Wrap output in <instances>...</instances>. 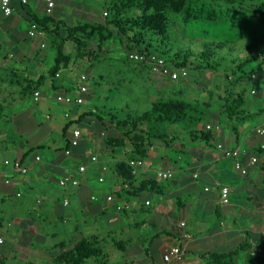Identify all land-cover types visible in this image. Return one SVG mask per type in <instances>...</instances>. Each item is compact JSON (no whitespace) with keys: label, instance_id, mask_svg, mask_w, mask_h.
Instances as JSON below:
<instances>
[{"label":"rangeland","instance_id":"374dc122","mask_svg":"<svg viewBox=\"0 0 264 264\" xmlns=\"http://www.w3.org/2000/svg\"><path fill=\"white\" fill-rule=\"evenodd\" d=\"M121 1L72 0L73 11L63 16V21L69 26L95 22L108 24L109 20L112 19L113 13L111 12V8L115 3L121 7L124 15L135 16L141 13V10L136 6L124 8ZM186 2L187 7L193 14H187L186 12L171 13L170 24L167 33L163 36L164 39L155 32H145L144 35L146 39L158 43L159 47L161 42H168L167 44H170L171 47L175 46L182 49L185 47L199 53L205 46H210L213 52H216L215 57L220 64L218 70L207 67L200 60V57L197 56L196 58H191L190 65L185 68L187 72V76L185 77L182 76L179 79H172L170 75L154 73L151 71L149 63H141L130 59L126 47L131 42L126 36L119 35L117 30L113 29V26L107 25L110 31L113 30V36L101 44L100 37L95 34L92 35L87 40V48L82 53L78 51L75 44L71 42L65 43V51L72 56L70 66L66 69H61L59 73L60 77H56L55 81H52L50 78L46 81L50 80L52 85H55L56 81L62 78L61 81H64L67 86H72V93L78 96L81 95L77 89V85L81 83V75L84 74L88 77V81L85 84L89 87V95L92 98L84 94L86 101L89 100L90 103L88 102L83 105L80 113H86L94 106L101 107L102 105H107L109 107H117L121 111L122 117H126L130 113H133L135 116H140L151 109L154 99L178 95L179 98L197 102L210 109L204 121L196 129L202 130L207 125H214V130L221 134L222 138L228 135L229 140L235 145L243 144L250 135L251 130L249 128L252 129L264 121V112L258 113V110L264 109V87L259 80L258 73H255L252 81L246 79L240 81L237 73L233 72L236 71L235 68L239 62L253 55L257 56L264 49V11L261 13L257 11L258 6L263 4L264 0H241L239 3H228L226 0H186ZM61 34H64L63 30H61ZM81 37L84 38L83 35ZM28 40L27 43L33 44L30 39ZM53 40L54 43L58 42V38L50 30L47 35L49 47L42 49L43 51L40 53L41 57L48 60L43 65L40 73H45L54 64L55 51L54 47L51 48ZM4 49L3 54L8 55L11 52L16 56L15 59H8V62L13 67L17 66L14 74L18 75V77L15 76L12 79L16 80L17 77L19 80H22V76L18 72L21 68L19 65H16L17 58L23 55L21 52L22 48L8 46L4 47ZM233 60H236V64L233 63ZM168 66H171V72L179 71L169 62ZM8 74L9 72L3 73L1 78L5 80L4 77ZM94 79L99 85L94 84ZM162 79H165L168 84L165 85ZM15 80L11 82L14 86L4 83L2 84V89H6L9 86L11 91L18 92L17 99L20 97V91ZM45 88L46 86L41 87L43 92ZM243 88H246L248 91V94H246L248 100L247 108L251 112L252 118L255 117V119L244 123L236 122L239 128L238 138L241 139V143H237L235 133L232 131L226 132L225 127L222 124H217L216 120L217 118L227 120V117L224 115L225 104L229 102L230 94L239 92ZM253 89H256V95L252 94ZM65 91L66 89L62 91V95H67ZM4 94L6 93L4 92ZM21 104V107L15 104L9 105L4 111V114L12 120L10 123H4L3 121L0 123V138L4 137L3 140H5L4 144L0 143V150H3V147L7 145L10 146L13 143L18 144L19 142L20 146L24 148L43 145L44 149L37 151L42 157V162L35 164L31 168V173H33V170H41L45 167L46 162L49 161L51 151H55L65 144L62 132L66 119L63 111L66 105L56 100L50 99L48 101L44 98L41 101H34L32 93L25 94ZM15 115H17V118H14ZM74 127H76V124L73 125V128H70V131ZM80 128L82 133L90 135L92 148L95 149L94 155L105 160L107 164L105 166L109 167L108 172H101L102 175H110V166L114 162L113 159H128L131 156L133 147L128 141L127 147L124 150L116 151L113 154L111 151H106L103 147L105 134H101L97 130L90 132L87 128ZM189 128L190 126L176 124L165 128L169 134L178 133L179 140L173 147H179L180 143L186 145V149L183 150L184 154L180 155L184 165L187 162H191V155L193 156L196 151L197 153L200 151L195 147L197 140L192 139L187 134ZM125 152L129 156H126ZM7 154L5 155L10 159L16 156V153L10 149ZM205 154L206 152H200L198 155L202 156ZM174 155V151L168 148V144L161 141H152V146L149 148L148 153L149 158L145 160V166L150 170H160L165 169L164 167L168 163L177 171L188 169L187 166L181 167L173 164L171 158ZM218 155H220V151H218ZM89 170L90 172L100 173V170L94 166L90 167ZM152 176L157 178L156 175ZM233 176L240 178V174L236 171L233 172ZM56 178L57 176L55 177V174H51L49 180L45 182L39 180L36 188H34L35 190L27 188L24 190V197L14 198L12 201H9L6 206L10 210L6 211L8 213L3 219L11 220L13 217L15 218L17 215L22 214L28 220L41 221L43 225H46L45 228L50 234L57 230V224H50L44 221V209L43 207L38 208L36 200L47 196L48 199L61 202L65 198L70 197L72 204L70 207L64 209L66 214H73L69 222L73 225L79 224L84 226L85 236L94 234L98 238L100 247L105 253L104 258L100 259L102 264L135 263L137 261L136 257H141L139 254L140 251H145L151 247L150 238L155 234L156 230L163 223L165 224L168 218L175 217L176 213L179 214L175 206H172L169 213L165 216H162L160 213L158 215L151 214V211H143L141 213L139 210L136 214L126 216L111 207V216L108 219L100 217L99 220L94 221V227L96 226L100 229L99 232H96L95 229L91 228V221H89V226H85L82 223L87 217L83 216V219H81L80 214L82 208L77 201L76 193L73 190L59 186ZM110 179L107 177L106 182L101 186H108ZM113 180L115 179L111 181ZM160 183L166 184V181H161ZM169 184L171 185L172 183L169 182ZM96 185H99L98 178ZM244 195H246L244 191L241 194L239 193L236 196L234 205L233 203L231 205L230 202V204L225 206V208L230 205V207L234 206L238 213V217L236 218L240 220L243 219L240 209L243 208L242 204L245 203L243 200ZM149 196H152L157 202L162 201V197L157 194H149ZM251 197H253V194ZM32 198L33 203L26 210H18V207L16 208L17 211H14L11 208L15 204L21 207L22 203ZM138 200L136 198L132 201L137 203ZM155 205L156 203L154 202L153 208ZM164 205H166L165 201ZM238 206L241 207L238 209ZM248 206H251V204L249 203ZM210 209L213 210L212 207ZM127 210L131 211V206ZM38 214L41 215L40 218ZM144 220H146V225L142 223ZM60 226L61 224H58V227ZM237 233L239 234L229 237L230 240L232 239L231 241H222L221 243L223 245H218L211 240H201L199 242L200 245L194 247V249L196 248V252H204L206 250L223 251L230 247L232 248L234 243L242 236L240 231ZM24 234L22 236L23 239L24 237L26 239L31 237L28 232ZM61 234L60 236L65 239L69 237L63 233ZM53 240L54 238L51 236L48 237V241ZM24 243L26 241L18 242V244H21L20 246L24 245ZM117 243H121L126 251L119 249ZM6 250L9 256L13 255L11 248L7 247ZM22 250L20 248L19 251V255L21 256L19 257L21 259L24 256H22ZM14 253L17 255V250ZM254 253L260 254L261 256L264 254L262 252L257 253L256 251ZM196 259L195 264H210L208 260L202 261L199 257ZM234 262L235 264H252L255 261L247 259L241 254L235 257ZM90 264L99 263L93 260Z\"/></svg>","mask_w":264,"mask_h":264},{"label":"trees","instance_id":"16d2710c","mask_svg":"<svg viewBox=\"0 0 264 264\" xmlns=\"http://www.w3.org/2000/svg\"><path fill=\"white\" fill-rule=\"evenodd\" d=\"M226 1L228 3L241 2V0ZM121 3L124 8L136 6L141 10V13L135 16L124 15L121 7L115 3L111 8V12L113 13L112 19L109 20L108 24L95 22L69 26L63 20H55L52 16L44 18H39L38 16L30 17V22H36L43 26L47 33L51 30L58 38V42L54 43L53 40L51 45V48L54 47L55 56L54 64L51 66L48 73L39 76L36 80L24 78L23 85H25L24 87L26 89L23 90L22 93H32L33 95L36 91H39L38 89L47 79L50 78L52 81H55L60 70L70 66L72 56L65 51V43L71 42L75 44L78 51L82 53L87 48V40L92 35H98L101 44L112 37L113 30L110 31L107 25L113 26V29L117 30L119 35L126 36L131 42L130 45L126 47L128 55L131 53H138L145 57L152 55L161 56L179 71L190 65L191 58H196L198 56L207 67L213 70L219 69L220 64L215 57L216 52H213L210 46H205L199 53L185 47H183V49L175 46L171 47L170 44H167L168 42H161L159 47L158 43L146 39L144 35L145 32H155L164 39L163 36L167 33L170 24L171 13H192L187 7L186 0H122ZM257 11L260 13L264 11V3L258 6ZM50 27L53 28L50 29ZM61 30H63V35L61 34ZM82 35L84 38L81 37ZM233 63L236 64V60H233ZM169 68L171 69V66H169ZM235 70L236 71L233 73H237L240 81L245 79L252 81V77L255 73H258L259 80L264 87V49L261 50L257 56L253 55L239 62ZM94 84L99 85L95 79ZM246 94H248L246 88L234 94H230V100L225 104L224 110V115L227 117V120L225 121L221 118H217L216 120L217 124H222L225 127L226 132L232 131L235 133L237 136V143H241V139L238 138L239 128L236 122L244 123L255 119V117L252 118L251 112L247 108L248 100ZM256 94L257 92L254 95ZM4 111L5 108L0 106V122L5 118ZM209 111L210 109L206 106L179 98L178 95L154 99L151 109L140 116H135L133 113H130L126 117H122L121 111L118 110L117 107H109L107 105H102L101 107L94 106L86 113L80 115L75 122L71 121L65 125L63 135L67 140V147L64 150V155L68 149L72 151L71 157H74L76 153H82L83 156L85 155L81 158L83 162H86V157L89 156V153L85 150V141L87 137L84 133H82L79 146L77 148L71 147V137L68 138V130L73 124H77L82 128H87L90 132L97 130L99 133L105 134L103 147L106 151H111L113 154L116 153V151L124 150L127 147L128 141L133 147V151L130 154L131 156L125 152L126 156H129L128 159L114 161L110 166L114 176L120 180L118 189L106 192H103V190L101 191L106 196L111 194L116 201L127 200V204H129L128 201L130 199L137 198L144 201L147 197H152L149 196V194H157L158 196L165 197L168 192V187H172L173 183L176 182L174 178L166 181V184L160 183L161 181L152 175H146L137 179L135 169L129 165L131 161L145 162V160L149 158L148 153L149 148L152 146V141H161L168 144V148L175 153L171 158L173 164L181 167L187 166L188 169L186 170H196L198 169L196 166L204 165V163L207 162L212 163L216 159L220 160H217L219 164L223 166L226 164L225 170H233L235 168L233 167V160L218 155L219 150L217 145L221 139L227 140L229 138L228 135L222 138L221 134L217 133L214 129L209 130L206 127L202 130L196 129V127L204 121ZM263 112L264 109L258 110V113ZM175 124L190 126L187 134L192 139L197 140L195 147H197V150H200L198 153L194 151L195 153L193 156L191 155V162H187L186 165H184L180 157V155L184 154L183 150L186 149V145L180 143L179 147H173L179 140L178 133L169 134L165 129L167 126ZM255 127L252 129L249 128V130H251L249 133L250 135L244 146H241V150L243 151L241 153V162L248 168V173L242 175L237 171L240 174V178L237 176H233L232 178L228 176L226 180L221 178V182L227 181L233 186V194L230 199L231 205L232 203L234 205L236 196H238L239 193L241 194L243 191L246 192V195L243 196L245 203L242 204L243 208L240 209L243 219L240 220L236 218L238 217V213L234 206L230 207V205L225 208L224 205H222V207H216V204H212L208 207L207 205L209 202L206 201L203 214L198 219H193L191 224H189L191 227L197 226L198 222L207 224L208 231L216 225L226 224V229H233L237 232L240 231L242 236L234 243L232 248L230 247L223 251L208 250L199 255L204 261H210V264H235V262L233 263L235 257L241 254L247 259L254 260L255 262H252V264H264V254L261 256L260 254L254 253V251L257 253H264V150L259 147L263 137L253 132ZM225 146L227 147L228 145L225 144ZM43 149V145L30 147L20 159L21 162L26 164L31 154ZM200 152H206V154L202 156L198 155ZM252 155H257L259 158L258 163L255 165L249 164ZM94 156H89L90 162ZM164 168H172V166L167 163ZM197 181L198 185H193L192 190L195 191H193L192 194L195 195L197 192L199 194H201V192L206 194L204 188L207 186V183L200 176ZM169 182L172 184L170 185ZM104 183L105 182L100 184ZM252 194L253 197H251ZM190 197L191 196H187L186 199H183L185 201L182 199L181 201H176L175 204L177 205V209L182 208L183 204H185ZM249 203L251 206H248ZM210 207H212L213 210L210 209ZM239 207L241 206H238V209ZM120 212L127 214L128 210L122 209ZM197 229L198 227L189 231L196 232ZM164 234L172 236L169 232L163 230L162 232H156V234L150 238L151 247L146 249L147 256L149 257L148 262H155L158 264L161 261V259L155 258L150 250L155 240ZM238 234L239 233H236L235 235ZM117 246L119 249L126 251L121 243H117ZM187 252L188 250H185V254ZM104 256L105 253L100 247L99 240L96 236L89 238L83 237L72 249L59 257L58 263L90 264V262L94 260L102 264L100 259L104 258Z\"/></svg>","mask_w":264,"mask_h":264},{"label":"crops","instance_id":"0c3cea01","mask_svg":"<svg viewBox=\"0 0 264 264\" xmlns=\"http://www.w3.org/2000/svg\"><path fill=\"white\" fill-rule=\"evenodd\" d=\"M55 1V8L53 9V12L51 15H48L46 13L47 5L44 0H28V4L22 5L20 0H11V3L14 7V14L11 16H1L0 17V106L4 107L5 109L8 108L9 105L15 104L16 106H22L21 102L23 101V97L25 94L22 93L23 90L26 88L23 85V79H34L36 80L39 76L45 75L48 73L49 68L45 73H40L42 71L43 65L48 59H44L40 56L42 49H46L49 47L48 41H47V31L43 27L44 31V38H36L31 39L28 37V30L30 27V20L29 18L32 16H38L39 18H44L47 16H52L55 20H63V16H65L67 13H71L73 11V2L72 0H54ZM72 6H70V5ZM53 27H50V29ZM23 39V40H22ZM30 39L33 44L27 43ZM22 40V43H21ZM42 44H45V47L42 48ZM20 47L22 48V56L20 55L19 58H17L16 65L20 66V72L22 76V80H19L17 77L18 75H15V69L16 67H13L9 62L8 59H15V54L9 53L8 55L3 54V51L5 50L4 47ZM46 51V50H45ZM9 72L8 75H5V80L1 78L3 73ZM61 72V71H60ZM59 72V73H60ZM84 75V74H83ZM16 77L15 79H12V77ZM60 77V74H59ZM8 78V79H7ZM88 78V77H87ZM62 79V78H61ZM61 79L57 80L55 85H52L50 80L45 81L42 85L43 87L46 86L44 92L42 91L41 87L38 89L41 92V99H45L50 101L56 100V97L58 95H62V91L66 89V94L71 95L73 97H84V95H78L75 96V94L72 93L70 85H65L64 81H61ZM16 82L19 88L20 97L16 99V96H18V92L11 91L8 88L2 89V84L8 83V85H12V81ZM164 84H168L165 79H162ZM10 83V84H9ZM50 83V86H49ZM14 86V85H12ZM6 93L3 95V93ZM85 95H88L87 97H91L89 95V92ZM44 96V97H43ZM19 99V100H18ZM41 99L39 101H41ZM35 101V100H34ZM3 102V103H1ZM58 102V101H57ZM90 103L89 100L86 101L83 105L86 103ZM60 103V102H59ZM63 104V103H61ZM66 105V104H64ZM83 105H81L83 107ZM79 107L77 105H66L64 106V115H65V123L64 127L67 123L73 121L75 122L78 120L80 115H82L84 112L80 113V109L82 107ZM82 111V110H81ZM5 115V114H4ZM78 117V118H77ZM14 118H17V115L14 116ZM76 119V120H75ZM12 119L8 118L5 115V118L2 120L4 123H10ZM1 121V122H2ZM0 122V123H1ZM264 124V121L259 124ZM74 125V124H73ZM73 125L70 128H73ZM258 126V125H257ZM63 127V130H64ZM76 127H79L76 124ZM70 128L68 130V138L71 137L72 131H70ZM75 128V127H74ZM80 128V127H79ZM87 137L85 150L89 153L88 155L94 156L95 149L92 148V142L91 137L89 134H85ZM62 137L65 142L63 147H60L59 149H56L55 151H51V155L49 157V161L46 162L45 167H43L41 170H33L32 172L31 168L37 164L42 162V157L37 153L31 154L29 158L27 159L26 165L29 167L27 175H19L15 172H13L10 168L3 165V160H16L21 159L25 152L30 147H36L30 146L29 148H24L20 146V142L18 144L13 143V145H7L3 147V150H0V231L2 232V235L5 239V242L3 245H0V264H23V262H26L24 264H60L58 263L59 257L72 249L81 239L94 237L95 235L92 234L90 236H85V230L84 226L82 225H73L69 221L73 217L72 213L66 214L65 210L66 208L70 207L72 202L70 197L65 198L63 201H54L51 199H48L47 196L37 199L36 202L38 204V208L43 207V215L45 217L44 221L49 222L50 224H57V230L52 233H48L47 229L45 228V224L41 221L36 222L35 220H28L23 216L22 214L17 215V217H13L11 220H4L3 218L8 213L6 211H9L10 208H7V204L9 201H12L14 198H20L24 197V193L27 188L30 190H35L37 182L40 180L41 182H45L46 180L50 179L51 174H55L56 181L58 183V180L65 176V175H72V176H79L78 175V168L80 165L87 164L88 170L85 175L80 176L81 179V185L77 188H66L73 190L77 195V201L80 203V206L82 208L81 210V219H83V216L87 217L85 221H82L85 226H89V221H91V228L95 229L96 232H99L100 229L96 226L94 227V221L99 220L100 217L103 219H108L111 216V207L116 210V203H127V200L122 201H116L115 204L111 203L108 204L105 201V196L103 192L106 191H113L118 189V185L120 184V180L114 176L113 172L111 171L109 176H104L101 174L102 166L107 165L106 161L103 159H100L99 156V163L92 165L90 162L89 156H87V161L83 162L81 161V158H83V154L79 153L74 155V157H71V155L66 156L64 155V150L67 147V140L63 135ZM3 138H0V143L4 144L5 140ZM222 144H227L229 146H244L246 140L243 144H237L235 145L232 143L229 138L221 139L220 140ZM15 142V141H14ZM11 150L16 153L15 157H12L11 159L8 158L5 154L8 153V150ZM8 155V154H7ZM37 157L40 158L39 161H37ZM118 160H125V159H119L115 158L113 161ZM216 159L212 163H204V165H198L196 166V170H175L173 168V171L175 172L174 179L175 183H173L172 187H168V192L165 197H162V201H155L153 197H147L144 201L142 199L138 200V202L134 203V199H130L128 201L129 203V209L131 206V211H128L127 215L136 214L138 210L142 213L143 211H151V214L158 215L159 213L162 216H165L169 211L171 210L172 206H177L175 204L176 201H181V199H186L187 196H191L188 198V201L183 204V207L180 209H177L179 214L176 213L175 217L168 218L166 223L162 224L156 232H162L167 231L172 236H169L167 234L161 235L160 238L155 240L150 252L151 254L158 259H161L163 253L165 250L171 246H180L183 248V251L188 250V252L184 256V260L181 263L176 264H195L196 258L199 257L200 254L204 252H196V248L194 247L200 245L201 240H211L212 242L217 243L218 245H223L221 243L222 241H231L230 236L235 235L237 231L233 229H226V225H216L213 227L210 231L207 229V224H202L201 222H198L197 226L191 227L189 224L193 221V219H198L203 214V208L205 206L206 201H208V207L212 204H216L217 206L222 207L221 204V188L222 186L226 185L231 188V194L233 192V186L229 184V182H221V178L227 179L228 176L233 177V172L237 170H225L226 164L223 166L217 162ZM220 161V160H219ZM103 164V165H102ZM232 165V164H231ZM96 167L98 170H100V173L90 172V167ZM233 166V165H232ZM234 167V166H233ZM8 168V169H7ZM168 169V168H167ZM204 169V170H201ZM235 169V168H234ZM109 170V167H108ZM103 171V172H108ZM161 170V169H160ZM156 171L159 170H150L149 168H146L145 162H143L142 166H139L138 170H135L137 179H140L143 176L146 175H155ZM197 175V177H195ZM97 176V177H96ZM199 176L203 178V180L207 183V186H205L204 190L205 193H202L203 195L199 194L198 192L195 193V195L192 194L193 191V185H198V179ZM103 177L105 179L104 182H106L107 177L111 178L109 185L106 187H102L99 182V178ZM177 177V178H176ZM98 178L99 185H96ZM112 179H115L111 181ZM6 180H9L10 183H6ZM238 185V184H237ZM240 185V183H239ZM238 185V186H239ZM208 189V190H206ZM237 189V188H235ZM103 190V192L101 191ZM106 194V193H105ZM93 195H97L99 197V200L93 201L91 197ZM182 197V198H181ZM231 199V195H230ZM147 200L151 201L150 206H146L145 202ZM65 201H68V205L65 204ZM164 201L166 202V205H164ZM185 201V200H183ZM154 202L156 203L155 207ZM33 203V198L31 200L25 201L21 204V207L18 204L12 205V209L14 211H17L16 208L19 207L18 210L27 209L31 204ZM181 203V202H180ZM177 208V207H176ZM8 209V210H7ZM20 212V211H19ZM39 215V214H38ZM78 215V214H77ZM41 215H39V218ZM152 220V219H151ZM185 222V226L181 227L180 223ZM144 225H146V220L142 221ZM58 224H61L60 227H58ZM66 224V225H65ZM93 225V227H92ZM198 227L196 232H190L189 230H192L193 228ZM47 231V232H45ZM30 233V238H22L24 236V233ZM155 232V234H156ZM63 233L65 236H69L67 239L60 236V234ZM200 234V235H199ZM62 235V234H61ZM154 235V234H153ZM152 235V236H153ZM51 236L54 238L53 241H48V237ZM151 236V237H152ZM186 236H189L186 237ZM22 240V241H21ZM24 245L20 246L21 244H18V242H23ZM184 245H183V244ZM11 248L12 250V256L7 253L6 248ZM20 248H22V259L19 255ZM17 250V255H15V251ZM21 251V252H22ZM210 251V250H209ZM212 251V250H211ZM141 257H136L137 261L133 264H147L149 257L147 256V252L140 251L139 253ZM20 256V257H19ZM200 258V257H199ZM20 259V261H19ZM201 259V258H200ZM204 261L203 259H201Z\"/></svg>","mask_w":264,"mask_h":264},{"label":"built area","instance_id":"2783aa9c","mask_svg":"<svg viewBox=\"0 0 264 264\" xmlns=\"http://www.w3.org/2000/svg\"><path fill=\"white\" fill-rule=\"evenodd\" d=\"M47 9L46 13L48 15H51L53 12V9L55 8V1L54 0H44ZM22 5L28 4V0H20ZM15 12L14 7L11 3V0H0V17L1 16H11ZM43 27L39 25L36 22H31L30 27L28 30V37L31 39H36V38H44V31ZM42 48L45 47V44L41 45ZM131 60L141 62V63H149L151 71L154 73H161L162 75H170L172 79H179L182 76L185 77L187 76V72L185 69H182L180 71H175L171 72V69L168 66V62L166 61L165 58L161 56H156L152 55L149 57H145L143 55H140L138 53H131L129 55ZM59 77V74L57 75ZM255 77V75L253 76ZM81 83L77 85L78 91L84 95L89 92V87L85 84L87 82V77L85 75H81L80 77ZM256 93V89L252 90V94L254 95ZM34 100L39 101L41 98V92L36 91L33 94ZM57 101L66 105H77L81 106L85 103V99L83 97H73L71 95H58L56 97ZM207 129L213 130L215 127L213 125H207ZM219 130V128H217ZM253 132L257 134L258 136L263 137V140L260 144V148L264 150V124L258 125L253 129ZM82 138V131L79 127H75L71 133V138H70V145L72 148H77L81 142ZM218 150L220 151V156L224 157L226 159H231L233 160L234 167L237 171H239L242 175H246L248 173V168L243 165L241 162V153L243 152L241 150V147L238 145L236 147L234 146H225L222 144V142H219L217 145ZM71 150H66L65 155L69 156L71 155ZM37 161L40 160L39 157L36 158ZM259 161V158L257 155H252V157L249 160L250 165H255ZM99 163V158L97 156L92 157L91 159V164H98ZM3 165L5 167L10 168L13 172L19 174V175H27L29 167L26 164H23L20 159L16 160H8L5 159L3 160ZM131 167H133L135 170H138L139 166L143 165V162L141 161H131L129 163ZM88 165L83 164L80 165L78 168V175L79 176H72V175H65L61 177L58 180L59 186L63 188H77L81 185V179L80 176L85 175L87 170H88ZM103 171H107L108 167L105 165L102 166ZM156 177L160 181H168L174 178L175 172L173 169H161L159 171H156ZM197 177V175H195ZM105 179L103 177L99 178V182L103 183ZM6 183H10L9 180H6ZM208 190V189H206ZM230 195H231V188L229 186H222L221 188V204L226 206L230 204ZM93 201L99 200V197L97 195H93L91 197ZM105 201L108 204L114 203L115 204V199L114 197L110 194L108 196H105ZM65 204L68 205V201H65ZM146 206L151 205V201L147 200L145 202ZM116 208L118 211L122 209H129V204L127 203H116ZM186 224L185 222H181L180 226L184 227ZM189 238V236H186ZM5 239L2 235V232L0 231V245L4 244ZM185 252L182 250L180 246H171L165 250V252L162 255L161 261L158 264H176V263H181L184 260ZM147 264H157L155 262H148Z\"/></svg>","mask_w":264,"mask_h":264}]
</instances>
